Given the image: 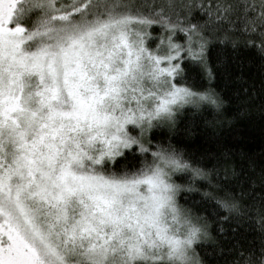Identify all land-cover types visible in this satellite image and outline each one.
<instances>
[{
  "label": "snow or ice",
  "instance_id": "snow-or-ice-1",
  "mask_svg": "<svg viewBox=\"0 0 264 264\" xmlns=\"http://www.w3.org/2000/svg\"><path fill=\"white\" fill-rule=\"evenodd\" d=\"M241 49L264 0H0V264H264V159L216 133Z\"/></svg>",
  "mask_w": 264,
  "mask_h": 264
},
{
  "label": "trees",
  "instance_id": "trees-1",
  "mask_svg": "<svg viewBox=\"0 0 264 264\" xmlns=\"http://www.w3.org/2000/svg\"><path fill=\"white\" fill-rule=\"evenodd\" d=\"M219 51V45H210L208 51L210 64L215 62ZM238 77L241 78L239 81ZM262 81H264V73L260 69V61L251 51L241 49L235 59L231 54L229 55L228 63L218 69L212 84V87L227 101L228 115L234 116L231 123L216 129L217 136L234 149L248 152L257 161L264 159V83ZM208 118H212L211 114H208ZM210 136L209 130L198 128L190 138L188 146L193 150L214 147L206 143ZM217 136L211 138L215 140ZM180 202L182 204L185 202L183 197ZM219 214L225 213L220 210ZM214 229L215 225H213V235L216 234ZM197 251L203 255L201 249L198 248Z\"/></svg>",
  "mask_w": 264,
  "mask_h": 264
}]
</instances>
